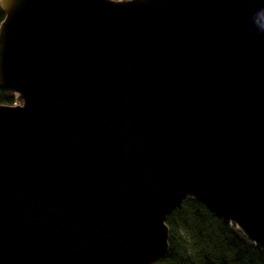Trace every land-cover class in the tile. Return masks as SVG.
Returning <instances> with one entry per match:
<instances>
[{
    "label": "water",
    "instance_id": "obj_1",
    "mask_svg": "<svg viewBox=\"0 0 264 264\" xmlns=\"http://www.w3.org/2000/svg\"><path fill=\"white\" fill-rule=\"evenodd\" d=\"M0 8V264H155L192 199L264 251V0Z\"/></svg>",
    "mask_w": 264,
    "mask_h": 264
},
{
    "label": "trees",
    "instance_id": "obj_2",
    "mask_svg": "<svg viewBox=\"0 0 264 264\" xmlns=\"http://www.w3.org/2000/svg\"><path fill=\"white\" fill-rule=\"evenodd\" d=\"M5 13L0 8V22ZM14 94L0 88V103L13 104ZM169 249L155 264H264V251L236 226L224 225L198 200H187L170 214Z\"/></svg>",
    "mask_w": 264,
    "mask_h": 264
}]
</instances>
